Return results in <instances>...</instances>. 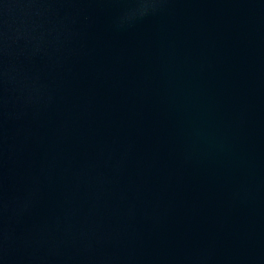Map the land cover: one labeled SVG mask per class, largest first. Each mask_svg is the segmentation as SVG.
<instances>
[{"label":"water","instance_id":"obj_1","mask_svg":"<svg viewBox=\"0 0 264 264\" xmlns=\"http://www.w3.org/2000/svg\"><path fill=\"white\" fill-rule=\"evenodd\" d=\"M0 264H264V0H0Z\"/></svg>","mask_w":264,"mask_h":264}]
</instances>
